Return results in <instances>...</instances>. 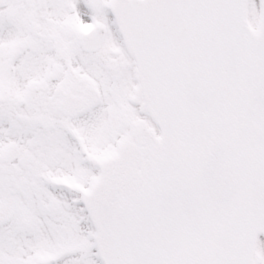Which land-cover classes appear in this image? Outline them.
<instances>
[{"label":"snow or ice","instance_id":"1","mask_svg":"<svg viewBox=\"0 0 264 264\" xmlns=\"http://www.w3.org/2000/svg\"><path fill=\"white\" fill-rule=\"evenodd\" d=\"M0 264H264V0H0Z\"/></svg>","mask_w":264,"mask_h":264}]
</instances>
